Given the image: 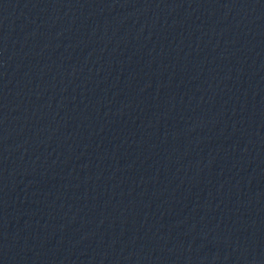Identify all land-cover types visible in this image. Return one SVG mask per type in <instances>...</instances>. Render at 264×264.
Instances as JSON below:
<instances>
[{
  "label": "water",
  "instance_id": "obj_1",
  "mask_svg": "<svg viewBox=\"0 0 264 264\" xmlns=\"http://www.w3.org/2000/svg\"><path fill=\"white\" fill-rule=\"evenodd\" d=\"M0 264H264V0H0Z\"/></svg>",
  "mask_w": 264,
  "mask_h": 264
}]
</instances>
